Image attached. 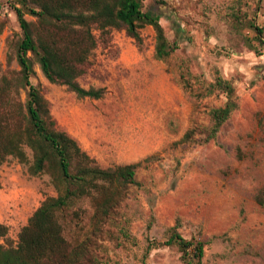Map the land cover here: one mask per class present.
Listing matches in <instances>:
<instances>
[{
	"label": "rangeland",
	"instance_id": "374dc122",
	"mask_svg": "<svg viewBox=\"0 0 264 264\" xmlns=\"http://www.w3.org/2000/svg\"><path fill=\"white\" fill-rule=\"evenodd\" d=\"M143 4L169 40L180 43L168 60L156 59L151 26L142 30L141 45L126 29H114L78 79L86 89L104 90L102 98H79L49 82L36 62L31 78L58 127L102 167L143 162L136 173L141 186L130 187L100 240L99 262L185 264L176 246H156L179 224L184 237L204 242L203 264H264V45L249 43L255 36L250 25L264 28V0ZM14 6L21 5L0 0L1 73L21 70L15 44L23 32ZM218 77L234 85L238 108L214 140L197 135L181 143L189 129L210 127V110L225 104L224 94H207ZM20 98L26 100L23 89ZM24 149L29 163L9 157L0 168V223L15 244L44 200L57 195L49 175L29 173L33 151ZM78 207L88 210L81 223L88 227L90 202ZM81 226L69 224L67 236L82 237Z\"/></svg>",
	"mask_w": 264,
	"mask_h": 264
},
{
	"label": "trees",
	"instance_id": "16d2710c",
	"mask_svg": "<svg viewBox=\"0 0 264 264\" xmlns=\"http://www.w3.org/2000/svg\"><path fill=\"white\" fill-rule=\"evenodd\" d=\"M16 1L21 6L13 9L23 32L15 44L21 70L1 73L0 66V168L9 157L29 163L24 149L27 146L33 151L29 173L49 175L57 195L47 197L33 213L16 244L9 238L8 226L0 223V264H100V240L130 187L141 186L136 173L143 162L104 168L75 138L60 129L50 102L41 88L31 83L34 62L49 82L66 86L79 98L100 99L104 90L86 89L78 79L86 74V66L100 42L108 43L112 30L126 29L141 45L142 30L151 26L156 34L155 57L160 61L168 60L180 43L169 40L156 14L144 11L143 0ZM26 15L35 20L28 21ZM250 27L255 32L250 45H264V28L254 23ZM2 30L0 27V35ZM182 80L189 88V78L182 75ZM22 89L25 101L20 98ZM215 92L224 94L226 102L210 110V127L189 129L181 143H193L197 135H204V142L214 140L238 108L231 81L218 77L207 88L208 95ZM84 201L90 202L92 208L88 227L81 226L88 210L77 208ZM69 224L81 226L82 237L70 239L66 234ZM156 246H176L183 263L203 264L204 242L184 237L179 224L170 228L167 240L156 242Z\"/></svg>",
	"mask_w": 264,
	"mask_h": 264
}]
</instances>
